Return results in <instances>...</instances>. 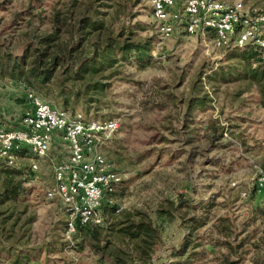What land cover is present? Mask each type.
Returning <instances> with one entry per match:
<instances>
[{
    "label": "rangeland",
    "instance_id": "374dc122",
    "mask_svg": "<svg viewBox=\"0 0 264 264\" xmlns=\"http://www.w3.org/2000/svg\"><path fill=\"white\" fill-rule=\"evenodd\" d=\"M222 1L264 12V0ZM234 50L181 31L163 40L151 0H0V60L26 62L24 77L0 67V127L19 126L27 89L117 120L104 153L122 175L101 224L68 235L65 208L47 197L61 147L40 160L0 158V194L22 182L0 203V264H109L94 245L130 264H264V192L251 188L264 171V88L230 78L244 71L227 61ZM49 67L45 86L25 79ZM192 218L206 224L193 229ZM142 220L152 237L121 233Z\"/></svg>",
    "mask_w": 264,
    "mask_h": 264
},
{
    "label": "built area",
    "instance_id": "2783aa9c",
    "mask_svg": "<svg viewBox=\"0 0 264 264\" xmlns=\"http://www.w3.org/2000/svg\"><path fill=\"white\" fill-rule=\"evenodd\" d=\"M152 17L163 40L178 32L210 38L216 49L252 47L264 63V12L243 2L222 0H151ZM26 88V86H24ZM28 108L17 128L0 127V158L13 160L28 152L44 159L54 147H61L53 160L54 186L49 199H57L67 213L66 232L101 224L105 197L116 192L122 175L107 159L104 148L118 131L113 119L87 118L44 101L32 89L23 94ZM58 144V145H56ZM38 164L32 165L37 171ZM264 192V171L251 186ZM248 193H243L247 196Z\"/></svg>",
    "mask_w": 264,
    "mask_h": 264
},
{
    "label": "trees",
    "instance_id": "16d2710c",
    "mask_svg": "<svg viewBox=\"0 0 264 264\" xmlns=\"http://www.w3.org/2000/svg\"><path fill=\"white\" fill-rule=\"evenodd\" d=\"M257 59H259L258 53L252 47H247L245 49H235L234 51H232L230 55L227 57V61H237L238 65L244 67V71L241 72V74L244 73V75L239 76L241 75L239 73L237 75H233L232 73H229L230 78H235V80L247 79L250 80L251 82H255L259 87H262L263 89L264 64L260 63L259 67L257 68H253L252 66L253 62ZM56 60L57 59H54L53 62L55 63ZM25 66H26V62L21 58H19V60H15V59H10L8 57H4V59L0 60V67L2 68L1 69L2 74H4L7 70L9 74L12 76H15L17 74L19 77H24ZM95 67H96L95 63L91 64L88 69V73L91 71L96 72ZM54 74L55 71L50 67L45 70H41L39 68H32L29 71V75L25 77V79L28 81V83L31 86H35L36 84L45 86L46 84L52 81ZM78 74L81 73L80 72L77 74L75 73L76 76H78ZM94 90H99V87H95ZM21 188H22V182L14 186L12 185L11 182H6L3 187V191L0 194L1 196L0 203L4 202L5 200H9L12 197H16L18 194H20ZM262 214L264 215V211ZM191 222H193V229L204 227V225L206 224V222L203 223V221L197 218H192ZM89 230L90 228H83L80 229L78 232L89 231ZM91 232L94 238H96L97 235L93 233L92 230ZM154 232L155 229L152 223H149L148 221L145 220H142L138 223H133L132 225L125 227L121 231V233L128 235L133 239H138L142 236L152 237ZM93 249L100 256L99 258L100 262L109 263V264H130L125 260H122L118 256L108 254L107 247H100L99 245H94Z\"/></svg>",
    "mask_w": 264,
    "mask_h": 264
},
{
    "label": "crops",
    "instance_id": "0c3cea01",
    "mask_svg": "<svg viewBox=\"0 0 264 264\" xmlns=\"http://www.w3.org/2000/svg\"><path fill=\"white\" fill-rule=\"evenodd\" d=\"M56 145H58V144H56Z\"/></svg>",
    "mask_w": 264,
    "mask_h": 264
}]
</instances>
